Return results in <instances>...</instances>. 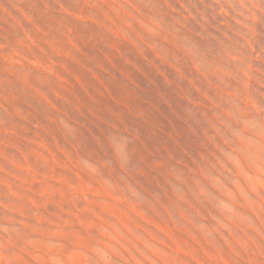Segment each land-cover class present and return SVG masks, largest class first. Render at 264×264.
I'll list each match as a JSON object with an SVG mask.
<instances>
[{
    "label": "rangeland",
    "instance_id": "rangeland-1",
    "mask_svg": "<svg viewBox=\"0 0 264 264\" xmlns=\"http://www.w3.org/2000/svg\"><path fill=\"white\" fill-rule=\"evenodd\" d=\"M0 264H264V0H0Z\"/></svg>",
    "mask_w": 264,
    "mask_h": 264
}]
</instances>
